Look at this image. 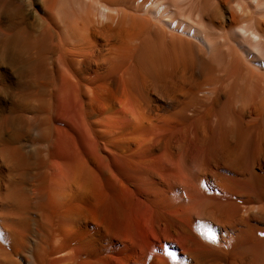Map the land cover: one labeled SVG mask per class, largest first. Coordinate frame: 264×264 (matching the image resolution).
Here are the masks:
<instances>
[{
  "label": "bare ground",
  "instance_id": "6f19581e",
  "mask_svg": "<svg viewBox=\"0 0 264 264\" xmlns=\"http://www.w3.org/2000/svg\"><path fill=\"white\" fill-rule=\"evenodd\" d=\"M264 0H0V264H264Z\"/></svg>",
  "mask_w": 264,
  "mask_h": 264
},
{
  "label": "snow or ice",
  "instance_id": "6c2138e0",
  "mask_svg": "<svg viewBox=\"0 0 264 264\" xmlns=\"http://www.w3.org/2000/svg\"><path fill=\"white\" fill-rule=\"evenodd\" d=\"M262 235H264V234H262Z\"/></svg>",
  "mask_w": 264,
  "mask_h": 264
}]
</instances>
